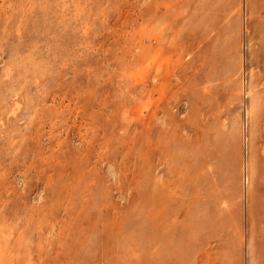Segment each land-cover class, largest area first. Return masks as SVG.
I'll return each mask as SVG.
<instances>
[{"label": "rangeland", "instance_id": "obj_1", "mask_svg": "<svg viewBox=\"0 0 264 264\" xmlns=\"http://www.w3.org/2000/svg\"><path fill=\"white\" fill-rule=\"evenodd\" d=\"M0 264H264V0H0Z\"/></svg>", "mask_w": 264, "mask_h": 264}, {"label": "bare ground", "instance_id": "obj_2", "mask_svg": "<svg viewBox=\"0 0 264 264\" xmlns=\"http://www.w3.org/2000/svg\"><path fill=\"white\" fill-rule=\"evenodd\" d=\"M244 117H245V128H246V119L248 118V113L246 111H245ZM201 263H203V262H201Z\"/></svg>", "mask_w": 264, "mask_h": 264}]
</instances>
